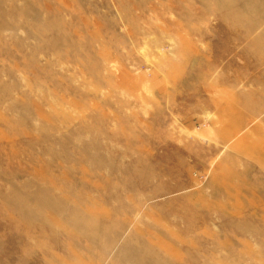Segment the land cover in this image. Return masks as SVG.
I'll return each mask as SVG.
<instances>
[{
    "label": "rangeland",
    "instance_id": "374dc122",
    "mask_svg": "<svg viewBox=\"0 0 264 264\" xmlns=\"http://www.w3.org/2000/svg\"><path fill=\"white\" fill-rule=\"evenodd\" d=\"M0 264H264V0H0Z\"/></svg>",
    "mask_w": 264,
    "mask_h": 264
}]
</instances>
